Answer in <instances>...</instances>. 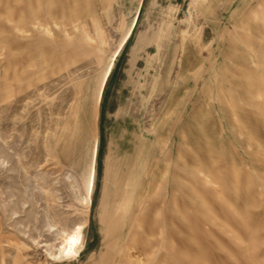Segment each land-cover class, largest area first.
Instances as JSON below:
<instances>
[{
	"label": "rangeland",
	"instance_id": "1",
	"mask_svg": "<svg viewBox=\"0 0 264 264\" xmlns=\"http://www.w3.org/2000/svg\"><path fill=\"white\" fill-rule=\"evenodd\" d=\"M0 264H264V0H0Z\"/></svg>",
	"mask_w": 264,
	"mask_h": 264
}]
</instances>
